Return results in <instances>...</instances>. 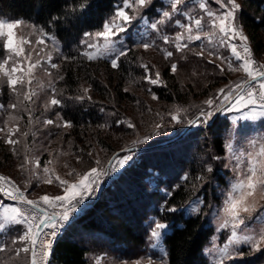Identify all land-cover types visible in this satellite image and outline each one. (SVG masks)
Returning a JSON list of instances; mask_svg holds the SVG:
<instances>
[{"label": "trees", "instance_id": "trees-1", "mask_svg": "<svg viewBox=\"0 0 264 264\" xmlns=\"http://www.w3.org/2000/svg\"><path fill=\"white\" fill-rule=\"evenodd\" d=\"M238 1L241 6L238 22L247 33L254 58L258 59L264 52V0ZM118 3L119 0H91V6L81 13L79 0H0V17L20 19L50 30L49 34L61 43L60 68L52 74L50 87L36 91L35 104L25 102L16 110L7 108L17 98L6 85L3 87L0 104L5 108L0 109V128L5 127L9 113L22 118L8 121L7 125L18 124L20 128L12 137L20 141L15 150L5 142L7 130L0 132V172L14 179L27 195H57L61 194L58 183H44V167L52 170L51 175L71 181L75 178L67 175L71 169L83 173L90 167H104L113 154H126L125 149H131L128 153L140 152L138 161L130 163L117 179L104 184L83 213L70 218L56 239L50 264H90L91 254L102 251L110 252L115 259H134L138 249L147 244L152 217L169 224L170 230L162 237L166 264H211L204 248L214 230L207 223L206 213L222 200V190L231 174L225 166V134L231 121L221 111L206 124L189 121H195L200 110L207 109L204 102L216 96L218 89L234 86L245 80L246 74L228 71L227 64L221 72L216 66L219 60L209 63L215 59L207 54L213 49L202 40L192 42L191 50L182 52H175L171 43L165 44L163 35L173 38L176 31H181L174 22L176 19L184 22L180 13L173 21L161 25V32L150 29L149 43L153 47L149 50L128 40L126 47L131 51L122 58L118 69L111 68L110 59L87 60L80 54L84 50V33L100 30ZM162 4L154 0L143 14L158 18L155 10ZM192 14H201L200 9L196 8ZM53 17L59 18L58 21L53 22ZM202 46H206L205 55H195ZM162 49L173 51V57L166 60ZM216 51L231 58L227 49ZM174 62L179 66L175 74L170 71ZM142 64L160 73L159 85H150L143 79ZM82 86L90 88L91 100L75 99L82 94ZM53 87L61 94L58 98L62 106H52L46 111L41 99L48 102ZM153 94L158 99L153 100ZM24 107L31 108V122ZM177 108L185 110L178 114L179 123L171 118ZM57 113L73 126L63 128L43 123L46 118L60 122ZM129 122L135 127L129 128ZM260 123L263 127L264 119ZM24 132H28L27 137L22 135ZM26 156L32 163L22 170L20 165ZM96 160L100 165L94 163ZM36 161L39 167L35 166ZM209 166L213 169L210 173ZM196 196L203 200L200 210L185 214L183 206ZM7 201L4 197V203ZM162 207H175L177 211H164ZM22 230L13 226L0 231V245L10 248L12 239ZM239 251L243 256L232 260L233 264H264V251L255 252L245 246ZM10 255L0 253V262H27L24 254L9 259Z\"/></svg>", "mask_w": 264, "mask_h": 264}, {"label": "snow or ice", "instance_id": "snow-or-ice-1", "mask_svg": "<svg viewBox=\"0 0 264 264\" xmlns=\"http://www.w3.org/2000/svg\"><path fill=\"white\" fill-rule=\"evenodd\" d=\"M154 0H119L116 10L111 16L102 23L100 30L93 32H85V39L82 40L84 50L81 55L89 61L97 59H109L112 69H118L121 65L122 58L126 57L131 51L130 48L124 46L121 34L128 31L129 25L139 16L140 20L147 21V17L142 13L151 8ZM187 0H169L166 10L160 12L159 17L154 19L149 25L152 30L161 32V25L173 21V17L180 13L184 22L176 19L174 22L181 31H176L173 38L163 35L162 40L165 44H173L175 52H182L184 49H190L192 42L206 40L213 50L208 51L209 56H214V60L209 63L220 61L216 66L221 72L225 71L224 65L227 64V70L232 72L243 71L247 79L235 83L234 86L225 85L218 89L216 96L206 100L204 103L207 109H201L199 116L195 121H189L192 124L208 123L218 111L241 112L245 119H261L264 118V64H258L254 58L253 51L248 44V37L244 34L242 27L239 25L238 12L240 4L237 0H199L196 5L200 9L199 15H193L190 11L185 10ZM218 7L217 11L212 10V5ZM79 9L81 13L91 6V0H79ZM75 11V9H74ZM131 13V14H130ZM59 18L53 17V22H57ZM24 21L20 19L0 18V94L6 85L9 91L17 98L15 103H10L7 108L16 110L18 106L35 103L33 97L37 96V92L33 89L32 84L35 79L37 69L43 70L47 75L51 76V69L59 70L60 65L53 62L51 53L41 56L44 48H40L36 52L37 59L32 60V51L25 52V44H31V41L18 38L15 29ZM33 27H35L33 25ZM41 39L36 41L39 45H46L49 39V31L40 29ZM217 46L227 49L231 58L217 54ZM137 47L147 51L153 47L152 43L144 42L138 44ZM205 47L195 52L197 56L205 55ZM55 51H59L55 47ZM164 58L167 60L173 57L174 52L162 49ZM64 60L69 59L63 57ZM11 61V65H10ZM144 69L143 79L150 85H159L161 83L160 73L153 72L147 64H142ZM154 67V66H153ZM178 64L171 63L170 71L175 74L178 71ZM59 79H63L60 76ZM19 86V87H18ZM127 91V89H125ZM151 91V89H149ZM80 95L75 97L78 101L85 99L91 100L90 88L81 87ZM61 95L52 88V95L45 105L47 111L52 106L61 107L62 100L58 98ZM153 100L158 99L154 94ZM5 105L0 104V109H4ZM247 110V111H245ZM23 111L27 112L28 120H32V111L30 107H24ZM185 111L177 108L176 114H172L171 118L177 123L180 122L179 113ZM58 121L46 119L43 121L46 125H55L56 127L71 128V121L64 120L59 113L56 114ZM22 117L8 115V121H18ZM8 121H5V127L0 128V132L7 130V139L5 142L12 145L20 143L12 137L20 132L17 125L8 127ZM123 123V121H121ZM129 128H134L133 123H128ZM158 134V133H157ZM24 137L28 136V132L22 133ZM148 137H145L147 140ZM139 142V141H137ZM229 152L232 151V144L227 145ZM255 151L247 153V164L241 172L240 179H237L231 185V191L223 209L224 218L222 219L218 230L229 229L228 244L222 250L221 255L217 258V264H224L225 260L235 259L237 256H243L238 246L247 244L253 251H264V215L257 214L251 216L252 213H259L256 207V197L259 195L264 199V141H261L258 149L253 144ZM125 153L131 149H125ZM91 155V153L89 154ZM132 159L131 155L125 154L123 157L119 155L113 157V161L109 162L106 169L99 167H90L83 173L76 172L71 169L67 175L75 177L74 180L64 179L59 175H51L48 167H44L45 174L44 183L52 185L58 183L61 188V194L49 196L44 194L38 199H29L25 191L21 189L14 181L7 176L0 175V231H7L11 227H22L23 230L19 235L11 241V247L0 245V253H10L12 256L20 257L22 254L27 256L28 264H50V258L53 255L54 244L58 236V229L69 221L72 213L77 211L79 205H82L86 199L93 196L98 190L103 176L109 175L117 167L124 166ZM219 159V157H216ZM243 161H238L236 168L239 169ZM32 163L26 156L21 163L20 168L25 169L26 165ZM49 164L51 161L48 162ZM100 165V161L94 162ZM35 166L39 167V161L35 162ZM65 167H68L66 164ZM212 167L207 168V172H212ZM186 178V177H185ZM203 179V177H197ZM4 197L16 202L21 206H6ZM167 203V202H166ZM60 208L62 211L49 212L48 209ZM162 210L175 212V207H162ZM192 212L199 211L198 207H192ZM246 214L248 217L246 218ZM252 219L260 222L258 230L253 228L251 232H247L249 227L247 220ZM167 225L159 221H155L151 228L150 235L154 242H158L163 234V230ZM155 246V243L154 245ZM231 248V251L229 250ZM166 256L167 253L165 252ZM2 264V262H0ZM127 264V262H125ZM139 264V262H137ZM149 264H153L149 261ZM162 264L166 262L162 261Z\"/></svg>", "mask_w": 264, "mask_h": 264}, {"label": "rangeland", "instance_id": "rangeland-1", "mask_svg": "<svg viewBox=\"0 0 264 264\" xmlns=\"http://www.w3.org/2000/svg\"><path fill=\"white\" fill-rule=\"evenodd\" d=\"M163 4L161 6H158L155 10V13L160 14L161 11H163L162 6H168L169 0H160ZM239 3V1L237 0ZM199 3V0H187V4L184 6L185 10L190 11L191 13L197 8L196 5ZM240 4V3H239ZM212 10L215 12L218 10V7L216 5H212ZM131 14V13H130ZM143 14V13H142ZM147 17V21H143L139 19V16H137V19L133 20L132 24L129 25V29L126 33L121 34V39L124 41V46H127L128 40L136 41L137 43H144L149 42V33H150V24L153 22L154 19L157 17H153L147 14H143ZM0 18H6V17H0ZM8 19V18H6ZM10 20V19H9ZM34 24L25 22L22 23L19 27L15 29L16 36L18 38H23L25 40L31 41V44H25V52L32 51V60L35 61L38 57L36 55V52L39 51L40 48H44V52H41L40 55L44 56L48 53H51L53 57V62L57 63L59 65L58 56L60 53L61 43L58 42L51 34H49V39L47 40L46 45H39L36 43L38 39H41L40 29L36 25L33 27ZM240 25V24H239ZM241 26V25H240ZM244 34L247 36V33L243 26H241ZM249 41V40H248ZM202 42L207 44L206 40L202 39ZM211 46V45H209ZM55 47L59 48V51H55ZM219 49V46H217ZM230 56V55H229ZM110 59V58H109ZM256 59V58H255ZM258 64H264V52L262 55L256 59ZM11 65V61H10ZM48 70L51 71L53 74L56 69H51L49 66ZM53 78V75L49 76L47 75L43 70L37 69L35 72V79L33 80L32 87L36 91H45L48 87L51 86V80ZM247 79V78H246ZM19 87V86H18ZM38 100V99H37ZM42 104L45 106L44 103L47 102V99H41ZM36 103V102H35ZM32 103V104H35ZM41 104V103H39ZM247 111V110H245ZM228 115L231 126L228 132H226L225 136V146H226V155H225V166H227L231 174L227 178V185L222 190L223 198L218 204H213L206 213V219L207 223L210 224L214 230L213 235L211 236L210 241L204 248V254L207 256L209 263L211 264H217V258L221 255L223 248L225 245L228 244V236L230 234L229 229H220L219 225L224 218L223 209L225 207L226 201L228 199L229 193L231 191V185L237 180L242 178L241 172L245 169L247 164V153L255 151L256 149L253 148V144L256 145V148L258 149L259 144L261 141H264V126L261 127L260 121L261 119H245L242 117L241 112H227V111H221V115ZM49 119V118H46ZM197 125V124H195ZM13 126H15L13 124ZM231 143L232 144V151L229 152L227 145ZM128 155L132 156V159L128 161L124 166L117 167L116 170L112 171L109 175L103 176L101 178L100 186L106 185L111 183L113 180L117 179L127 168V166L133 162L138 161V159L141 156L140 152H134V153H126ZM120 157H123L125 154H118ZM117 156L116 154H113L107 161L104 167H99L101 169H106L109 166V162L113 161V157ZM238 161H243L241 163V166L239 169L236 168V164ZM113 163H115L113 161ZM0 175L7 176L2 171L0 172ZM10 178V177H9ZM12 181H14L17 185L18 183L10 178ZM151 184H154L153 181ZM19 186V185H18ZM99 186V188H100ZM162 191H165L164 188H161ZM24 191V190H23ZM99 193V190H98ZM26 194V193H25ZM43 194H31L26 196L29 199H38L39 196L44 195ZM55 194L49 195L53 196ZM8 201L5 203L6 206H21L18 205L16 202L8 199L5 197ZM203 200L201 196H196L190 199L188 202L185 203L183 206V210L185 214H194L197 212H192V207H198L200 210L202 206ZM256 207L259 210V213H252L251 216L264 215V199H261V197L258 195L256 197ZM0 212H3V208H0ZM248 217V214H246V218ZM155 221H158L155 217L151 218L150 222V232L151 228L153 227V224ZM161 222V221H159ZM249 227L246 229L247 232H251L253 228H256L258 230L260 226V222H257L252 219L247 220ZM167 225V228L163 230V234L158 242H154L153 238L150 235L147 244L144 248L138 249V252L136 257L134 259L130 260H121V259H115L111 256L110 252H93L91 254V262L90 264H149V261H152L153 264H162V261L165 262V249L164 245L162 243V237L165 232H168L170 230L169 224L166 222H161ZM155 243V246H153ZM242 246H245L249 249H251L247 244H241L238 246L239 250L242 248ZM231 251V248L229 249ZM257 252V251H255ZM110 253V254H109ZM239 257V256H237ZM234 260V259H232ZM232 260H225L224 264H233ZM24 264H28V261ZM259 264V263H258ZM262 264V263H260Z\"/></svg>", "mask_w": 264, "mask_h": 264}, {"label": "built area", "instance_id": "built-area-1", "mask_svg": "<svg viewBox=\"0 0 264 264\" xmlns=\"http://www.w3.org/2000/svg\"><path fill=\"white\" fill-rule=\"evenodd\" d=\"M97 196H98V191H97L93 196H91L90 198L86 199L85 202H84L82 205H79L78 208H77V211H80V213H83L84 210H85L88 206H90V205L96 200ZM48 211H49V212H52V211H62V209H60V208H57V209H51V208H49ZM73 215H75V212L71 214L70 218H71ZM69 221H70V219H69ZM69 221L65 222V223L63 224V227H61V228L58 229V233H59V234H58L57 238H58L60 235H62V233L64 232V229H65V227L68 225V222H69ZM57 238H56V239H57Z\"/></svg>", "mask_w": 264, "mask_h": 264}, {"label": "water", "instance_id": "water-1", "mask_svg": "<svg viewBox=\"0 0 264 264\" xmlns=\"http://www.w3.org/2000/svg\"><path fill=\"white\" fill-rule=\"evenodd\" d=\"M188 125H189V124H187V126H188ZM183 131H184V130H183ZM101 188H102V185H101L100 188H99V193H100ZM99 193H98V194H99ZM79 213H80V211H76V212H75V215H78Z\"/></svg>", "mask_w": 264, "mask_h": 264}]
</instances>
